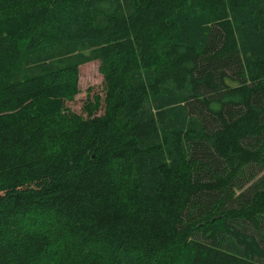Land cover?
<instances>
[{
  "label": "trees",
  "instance_id": "1",
  "mask_svg": "<svg viewBox=\"0 0 264 264\" xmlns=\"http://www.w3.org/2000/svg\"><path fill=\"white\" fill-rule=\"evenodd\" d=\"M0 264H264V0H0Z\"/></svg>",
  "mask_w": 264,
  "mask_h": 264
},
{
  "label": "rangeland",
  "instance_id": "2",
  "mask_svg": "<svg viewBox=\"0 0 264 264\" xmlns=\"http://www.w3.org/2000/svg\"><path fill=\"white\" fill-rule=\"evenodd\" d=\"M79 91L80 93L73 102L67 103L69 111L82 114L83 107L88 99L94 96L103 97V77L99 72L98 63H89L80 67L79 74ZM260 167H256L254 172H259Z\"/></svg>",
  "mask_w": 264,
  "mask_h": 264
}]
</instances>
